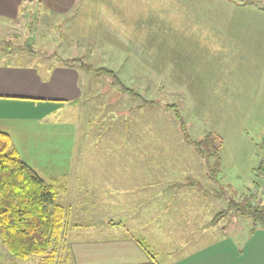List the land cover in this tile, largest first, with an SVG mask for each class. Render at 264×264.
I'll return each mask as SVG.
<instances>
[{"label": "rangeland", "instance_id": "obj_1", "mask_svg": "<svg viewBox=\"0 0 264 264\" xmlns=\"http://www.w3.org/2000/svg\"><path fill=\"white\" fill-rule=\"evenodd\" d=\"M42 1L24 5L17 18H0V62L40 66L59 57L72 60L81 72L84 98L77 109L51 118L63 126V145L74 146L75 152L83 148L84 163L118 162L100 172L127 183L124 189L134 182L136 187L143 174L144 190L151 177H158L159 191L175 183L173 194L186 193L179 199L168 200L167 193L161 197L159 216L148 203L142 213L139 207L131 211L135 216L126 210L113 217L132 221L147 239L148 256L160 263L225 235L246 240L253 220L228 210L218 196L223 188L166 105H178L192 138L208 132L222 138L219 181L228 193L262 197L264 171L257 166L264 159L259 146L264 134V0H77L63 13L57 12L61 4L55 0ZM10 43L46 57L26 59ZM89 64L112 70L130 90ZM144 190H122L123 208L146 205ZM133 194L142 201H129ZM31 259L12 256L0 241V264Z\"/></svg>", "mask_w": 264, "mask_h": 264}, {"label": "crops", "instance_id": "obj_2", "mask_svg": "<svg viewBox=\"0 0 264 264\" xmlns=\"http://www.w3.org/2000/svg\"><path fill=\"white\" fill-rule=\"evenodd\" d=\"M33 1L43 4L42 0H0V18H17L21 15L19 10L28 3L32 5ZM76 2L55 0L61 4L57 12L72 9ZM17 51L26 59L46 57ZM39 65L0 62V131L9 133L20 156L45 180L53 181L58 187L57 201L66 209V226L57 242L56 264H264V229L255 224L249 237L242 242L225 235L187 252H179L175 257L171 255L164 263L150 258L136 240L138 236L144 237L138 235L139 228L132 221L125 223L113 216L121 217L126 210L129 216H135L131 211L140 209L142 213L149 205L151 212L157 208L159 216L161 197L167 193L168 200L179 199L186 193L175 190L173 194L175 183L163 184L159 191L158 177H151L145 191L143 174L138 176L136 187L134 182L129 183V189H124L127 183L110 180L108 174L100 172L106 164L114 169L118 162L84 163L83 148L75 152L74 146L63 145L62 124L50 121L54 114L68 111V108L77 109L83 101L81 72L74 63L64 61L43 60ZM53 139L55 142L51 141ZM120 168L125 170L126 163ZM136 188L138 194L145 191L142 197L146 205L123 208L126 202H120L122 190L129 194ZM193 195H198L199 201L203 199L199 193ZM131 196L129 201H142L133 197L134 194Z\"/></svg>", "mask_w": 264, "mask_h": 264}, {"label": "trees", "instance_id": "obj_3", "mask_svg": "<svg viewBox=\"0 0 264 264\" xmlns=\"http://www.w3.org/2000/svg\"><path fill=\"white\" fill-rule=\"evenodd\" d=\"M10 45L19 51L45 55L42 51L22 45ZM53 55L57 58L55 53ZM57 60L72 63L68 58L59 57ZM89 66L96 72L111 74L122 90H130L112 70ZM131 95L135 96L133 92ZM144 103L148 104L150 101L145 100ZM166 106L174 111L175 121L184 139L193 146L197 154L204 156L209 174L224 190L218 196L227 201L228 210L235 209L264 229V190L259 200L252 193H228L224 187L226 185L219 181L222 172V138L213 132H208L200 139L192 138L178 105L173 103ZM259 146L264 149V134ZM257 170L264 171V159L259 161ZM57 197V185L45 180L20 156L9 133L0 131V241L12 256L20 260L33 258L32 264L57 263V242L64 235L66 226V209L58 203ZM136 240L149 252L144 237L138 236Z\"/></svg>", "mask_w": 264, "mask_h": 264}]
</instances>
